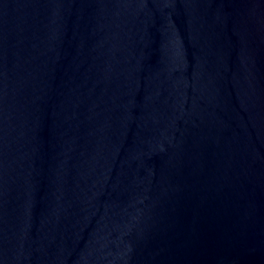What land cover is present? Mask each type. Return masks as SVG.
I'll list each match as a JSON object with an SVG mask.
<instances>
[{"label": "water", "instance_id": "95a60500", "mask_svg": "<svg viewBox=\"0 0 264 264\" xmlns=\"http://www.w3.org/2000/svg\"><path fill=\"white\" fill-rule=\"evenodd\" d=\"M0 264H264V0H0Z\"/></svg>", "mask_w": 264, "mask_h": 264}]
</instances>
